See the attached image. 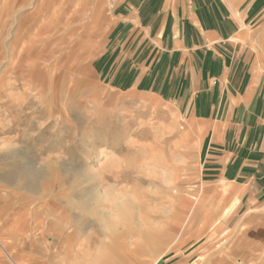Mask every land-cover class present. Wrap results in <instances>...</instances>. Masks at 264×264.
<instances>
[{"label": "rangeland", "instance_id": "obj_1", "mask_svg": "<svg viewBox=\"0 0 264 264\" xmlns=\"http://www.w3.org/2000/svg\"><path fill=\"white\" fill-rule=\"evenodd\" d=\"M35 9L57 45L77 46L43 71L36 51L10 53L30 43L20 36ZM111 10L109 0H0V264L238 263L232 208L201 182L197 130L175 104L97 77ZM254 27L264 67V11Z\"/></svg>", "mask_w": 264, "mask_h": 264}, {"label": "crops", "instance_id": "obj_2", "mask_svg": "<svg viewBox=\"0 0 264 264\" xmlns=\"http://www.w3.org/2000/svg\"><path fill=\"white\" fill-rule=\"evenodd\" d=\"M109 1L97 77L178 107L200 136L201 182L232 208L231 264H264V67L251 42L264 0Z\"/></svg>", "mask_w": 264, "mask_h": 264}, {"label": "bare ground", "instance_id": "obj_3", "mask_svg": "<svg viewBox=\"0 0 264 264\" xmlns=\"http://www.w3.org/2000/svg\"><path fill=\"white\" fill-rule=\"evenodd\" d=\"M65 11L66 10H64V13H65ZM37 14H38V10L35 9L34 12H33V14H32V21H31V23L29 25H25V24L23 25V30H22V33H21V36H20V40H23V38H24V40H26V38L30 34L31 35L29 37V38H31L30 39L31 40L30 43H27V46L26 47L25 46H22V45L19 46V47H16V46L10 47L11 48V52L10 53H12L15 50V51H19V55H23V54H26V53L30 52L31 50L33 52L36 51L38 56H37V58L35 57L36 59H33L32 60L31 64L34 65V66H36L35 69H37V71H43V69H41V66H44V65L47 66L48 65L47 62L50 59L55 58L54 60H56V61L59 62L60 59L63 58L59 54H61V53L63 54V52H64V53H67V54L69 53V55H70L71 53H73L74 49H76L77 46L73 44L75 41H72L73 43L71 44V42L69 43L68 40H66L67 44L57 45L54 42L53 37H55L59 33V30L58 31L55 30L53 26L46 27V25H49L51 23V21H49L48 23L46 22V19H49V18H45L44 17L43 19H41V20H39L37 22V18H38V15ZM92 20L93 19H91L90 22ZM45 34H47V36ZM60 38L61 39H64L63 37H60ZM75 53H76V59H79V58L81 59L82 58V55L84 57L83 52L81 53V51H79V50L75 51ZM57 55H59V56H57ZM22 62H23V60L12 61V64L11 65L15 69H18V68L20 69L23 66ZM74 64H75V66H77L79 64L78 60H76V62H74ZM23 67H25V66H23ZM31 67L34 68L33 66H31ZM26 73H29V70ZM33 76L34 75L32 74V78H33ZM36 79H37V77H36Z\"/></svg>", "mask_w": 264, "mask_h": 264}]
</instances>
